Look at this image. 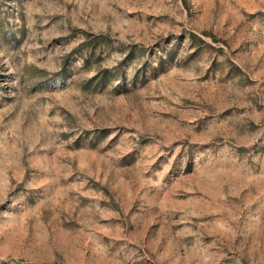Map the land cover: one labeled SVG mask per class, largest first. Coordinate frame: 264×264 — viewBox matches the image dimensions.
I'll return each mask as SVG.
<instances>
[{
	"label": "rangeland",
	"instance_id": "obj_1",
	"mask_svg": "<svg viewBox=\"0 0 264 264\" xmlns=\"http://www.w3.org/2000/svg\"><path fill=\"white\" fill-rule=\"evenodd\" d=\"M0 264H264V0H0Z\"/></svg>",
	"mask_w": 264,
	"mask_h": 264
}]
</instances>
